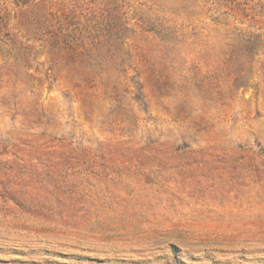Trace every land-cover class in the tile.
<instances>
[{"label": "rangeland", "instance_id": "obj_1", "mask_svg": "<svg viewBox=\"0 0 264 264\" xmlns=\"http://www.w3.org/2000/svg\"><path fill=\"white\" fill-rule=\"evenodd\" d=\"M0 264H264V0H0Z\"/></svg>", "mask_w": 264, "mask_h": 264}]
</instances>
